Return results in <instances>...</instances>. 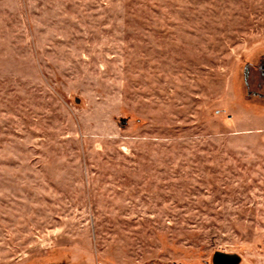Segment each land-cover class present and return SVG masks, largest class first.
<instances>
[{"label": "rangeland", "instance_id": "obj_1", "mask_svg": "<svg viewBox=\"0 0 264 264\" xmlns=\"http://www.w3.org/2000/svg\"><path fill=\"white\" fill-rule=\"evenodd\" d=\"M263 64L264 0H0V264H264Z\"/></svg>", "mask_w": 264, "mask_h": 264}, {"label": "flooded vegetation", "instance_id": "obj_2", "mask_svg": "<svg viewBox=\"0 0 264 264\" xmlns=\"http://www.w3.org/2000/svg\"><path fill=\"white\" fill-rule=\"evenodd\" d=\"M259 69H260V73L258 74V78H257V80H258L257 81L258 90L254 91V92L250 90V93L251 94L254 93L255 95L264 97L263 96L264 92L262 93V91H264V64L262 66H260ZM256 71H259V70L256 69ZM252 77H256V73H254V71H252L250 68H248V70L246 72V82H247V85H248L249 88H251L250 81H251Z\"/></svg>", "mask_w": 264, "mask_h": 264}, {"label": "water", "instance_id": "obj_3", "mask_svg": "<svg viewBox=\"0 0 264 264\" xmlns=\"http://www.w3.org/2000/svg\"><path fill=\"white\" fill-rule=\"evenodd\" d=\"M240 261L239 256L234 254L218 253L214 256V264H238Z\"/></svg>", "mask_w": 264, "mask_h": 264}, {"label": "trees", "instance_id": "obj_4", "mask_svg": "<svg viewBox=\"0 0 264 264\" xmlns=\"http://www.w3.org/2000/svg\"><path fill=\"white\" fill-rule=\"evenodd\" d=\"M247 83V82H246Z\"/></svg>", "mask_w": 264, "mask_h": 264}]
</instances>
